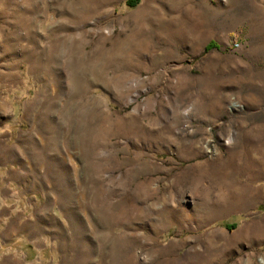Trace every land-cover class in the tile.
Listing matches in <instances>:
<instances>
[{"label": "rangeland", "instance_id": "1", "mask_svg": "<svg viewBox=\"0 0 264 264\" xmlns=\"http://www.w3.org/2000/svg\"><path fill=\"white\" fill-rule=\"evenodd\" d=\"M128 1L0 0V264H264V0Z\"/></svg>", "mask_w": 264, "mask_h": 264}, {"label": "trees", "instance_id": "2", "mask_svg": "<svg viewBox=\"0 0 264 264\" xmlns=\"http://www.w3.org/2000/svg\"><path fill=\"white\" fill-rule=\"evenodd\" d=\"M139 0H130L128 1V6L135 7L138 4Z\"/></svg>", "mask_w": 264, "mask_h": 264}, {"label": "built area", "instance_id": "3", "mask_svg": "<svg viewBox=\"0 0 264 264\" xmlns=\"http://www.w3.org/2000/svg\"><path fill=\"white\" fill-rule=\"evenodd\" d=\"M234 47H238V45L236 43H234Z\"/></svg>", "mask_w": 264, "mask_h": 264}]
</instances>
